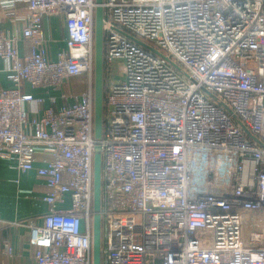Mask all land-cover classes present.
I'll return each mask as SVG.
<instances>
[{"label":"built area","instance_id":"obj_1","mask_svg":"<svg viewBox=\"0 0 264 264\" xmlns=\"http://www.w3.org/2000/svg\"><path fill=\"white\" fill-rule=\"evenodd\" d=\"M26 1L22 31L0 27V73L14 84L0 89V159L46 185L48 213L28 222L34 264H92L96 3ZM104 9L103 264H264V0ZM49 14L65 21L56 60ZM76 79L84 91L59 109L23 92Z\"/></svg>","mask_w":264,"mask_h":264},{"label":"crops","instance_id":"obj_2","mask_svg":"<svg viewBox=\"0 0 264 264\" xmlns=\"http://www.w3.org/2000/svg\"><path fill=\"white\" fill-rule=\"evenodd\" d=\"M15 0H0V27L11 32H21L24 26L22 17L16 15L18 11L27 8V1L14 3ZM43 28L49 40L51 58L57 59L58 54L66 47L65 21L62 14H49L43 17ZM21 56L32 52L31 44L27 41L19 43ZM14 84L8 80L5 72L0 73V89L13 88ZM85 89L83 79H76L65 83L59 90L33 88L29 84L23 86V92L32 94L35 98H44V107L51 106L50 97H56V109L65 100L63 95L72 102ZM39 107L27 105L26 109L32 114ZM41 111L38 115H41ZM35 163L36 167L44 165L42 155ZM46 195V185L37 176L36 170L21 173L16 169L13 161L0 159V264H34L32 248L29 244L30 228L28 222L33 221L41 225L43 217L48 213L49 206L42 198ZM62 207L69 208V204ZM9 246V249L7 248Z\"/></svg>","mask_w":264,"mask_h":264},{"label":"water","instance_id":"obj_3","mask_svg":"<svg viewBox=\"0 0 264 264\" xmlns=\"http://www.w3.org/2000/svg\"><path fill=\"white\" fill-rule=\"evenodd\" d=\"M105 0H95L94 21V147L93 158V224L92 264H103V149L100 142L105 131L106 65H105Z\"/></svg>","mask_w":264,"mask_h":264},{"label":"rangeland","instance_id":"obj_4","mask_svg":"<svg viewBox=\"0 0 264 264\" xmlns=\"http://www.w3.org/2000/svg\"><path fill=\"white\" fill-rule=\"evenodd\" d=\"M119 66L117 65V68H118ZM114 74L115 75H121L116 69L114 70Z\"/></svg>","mask_w":264,"mask_h":264},{"label":"trees","instance_id":"obj_5","mask_svg":"<svg viewBox=\"0 0 264 264\" xmlns=\"http://www.w3.org/2000/svg\"><path fill=\"white\" fill-rule=\"evenodd\" d=\"M106 75H107V71H106ZM106 85H107V78H106ZM105 95H106V93H105ZM105 111H106V105H105Z\"/></svg>","mask_w":264,"mask_h":264}]
</instances>
